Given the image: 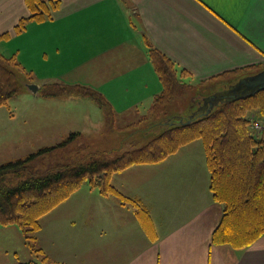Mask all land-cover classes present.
Instances as JSON below:
<instances>
[{
    "label": "crops",
    "instance_id": "0c3cea01",
    "mask_svg": "<svg viewBox=\"0 0 264 264\" xmlns=\"http://www.w3.org/2000/svg\"><path fill=\"white\" fill-rule=\"evenodd\" d=\"M52 1L49 16L27 20L16 32L30 13L25 0H0V34L8 33L0 51L37 68L39 87L61 82L96 89L118 119L148 113L163 89L149 46L196 84L232 81L219 75L233 70L236 82L264 67V0ZM60 97L55 110L70 108L73 99L97 109L73 94L48 98ZM98 109L101 125L104 109ZM73 131L83 135L68 134ZM195 140L160 161L113 172L115 195L87 184L98 196L80 199L83 182L40 217L32 244L18 225H0V264H264V233L239 245L217 232L223 204L213 197L204 145Z\"/></svg>",
    "mask_w": 264,
    "mask_h": 264
},
{
    "label": "trees",
    "instance_id": "16d2710c",
    "mask_svg": "<svg viewBox=\"0 0 264 264\" xmlns=\"http://www.w3.org/2000/svg\"><path fill=\"white\" fill-rule=\"evenodd\" d=\"M50 2L25 0L30 14L19 19L15 31H20L29 19H43L49 12ZM7 36V32L0 34V38ZM149 55L163 85L162 91L153 99L150 113L163 117L167 101L180 83L178 70L158 49L149 46ZM23 73L28 72L14 55L6 56L0 51V105H6L9 98L18 93ZM237 73V70L227 71L219 77L229 78ZM234 81L224 83L215 92L226 89ZM38 92L44 96L74 94L93 100L103 109L109 107L99 91L83 84L47 83L40 86ZM253 99L264 111V89L241 99L219 101L209 111V105L197 111L199 117H193L189 123L167 122L165 130L147 138L141 145L133 143L125 148L122 142L121 149H114L118 151L114 156H110L108 150H97L76 159L41 162L81 138L80 132L73 131L59 143L41 147L24 158L3 162L0 164V224L18 225L32 244L40 217L86 180L102 195H115L118 192L109 182L113 172L133 164L160 161L180 146L201 139L210 172V189L224 209L225 221L217 232L235 244L251 243L264 233V134H253L248 125L249 118L245 116L247 101ZM146 217L139 212L141 220ZM241 217L244 219L239 222ZM241 223V228L237 229Z\"/></svg>",
    "mask_w": 264,
    "mask_h": 264
},
{
    "label": "rangeland",
    "instance_id": "374dc122",
    "mask_svg": "<svg viewBox=\"0 0 264 264\" xmlns=\"http://www.w3.org/2000/svg\"><path fill=\"white\" fill-rule=\"evenodd\" d=\"M50 1V5H48L49 12L56 5L54 1ZM49 12L45 14L44 18L49 16ZM10 46L16 47V41L11 42ZM15 58L17 59L16 56ZM22 66L25 68L24 65ZM262 68L263 66L250 72L253 74ZM25 70L28 73H23L21 78L22 86L18 93L10 97L6 105H0V164L9 160L24 158L41 147L59 143L68 135L70 130H79L83 135L74 141L72 145H68L64 151L51 154L44 161L41 160V162L76 159L80 155L85 156L89 152L97 150H108L109 154H111L110 156H114V153L118 152L114 149H121L123 147L121 146L122 142L125 143V148L133 143L141 145L147 138L165 130L168 127L167 122L178 123L180 119L184 121L193 113L195 114L193 116L194 119L198 118L197 110L203 103V98L223 87V82L215 80L199 84L192 83L187 78H184L181 72L177 71L180 83L176 87L175 94L167 101L166 114L163 117L152 116L149 110L148 113L139 114L133 112L129 116L118 119L114 117L113 112L109 108H105L103 110L104 122L101 121V125H99L101 110L98 109L100 107L96 102V111L89 101H78V99L67 102L66 106H70V108H63L62 111L55 110L54 104L60 103L59 106H62L61 101L64 97H60L58 102H55L54 99L48 98L52 96H44L38 90L34 92L29 88L28 84L40 83V74L37 73V68L35 67L32 68V71L27 68ZM229 78L234 80L231 76ZM229 78L226 77L223 80ZM228 82L226 81L225 83L227 84ZM47 83L42 84V86L47 85ZM57 84L66 85L61 82ZM255 101L256 99L247 101L248 109L245 112V116L249 118L248 125L251 132L256 134V136H262L264 134V111L261 110L260 106L255 105ZM56 113L57 118L53 115ZM66 125H70V127H66ZM80 139L84 143H80ZM195 142L201 144L202 140L196 139ZM36 163H39V160ZM83 184L80 187L78 198L95 200L98 196L97 191L95 190V192L93 191L94 194H90L87 192V184L91 186L89 182L86 180ZM243 219L244 217H241L239 222ZM242 223L240 226L237 225V229L241 228Z\"/></svg>",
    "mask_w": 264,
    "mask_h": 264
},
{
    "label": "water",
    "instance_id": "95a60500",
    "mask_svg": "<svg viewBox=\"0 0 264 264\" xmlns=\"http://www.w3.org/2000/svg\"><path fill=\"white\" fill-rule=\"evenodd\" d=\"M34 92L38 90L39 86L37 84H28ZM264 89V67L259 71L240 77L236 82L229 85L226 89L214 92L203 98V103L198 107V110L205 108L207 105V111L215 103L221 101H231L244 98L249 95ZM195 114H191L186 120L180 119V123H189Z\"/></svg>",
    "mask_w": 264,
    "mask_h": 264
},
{
    "label": "flooded vegetation",
    "instance_id": "af4514ba",
    "mask_svg": "<svg viewBox=\"0 0 264 264\" xmlns=\"http://www.w3.org/2000/svg\"><path fill=\"white\" fill-rule=\"evenodd\" d=\"M233 84V83H232ZM227 88V87H226ZM225 89V88H224Z\"/></svg>",
    "mask_w": 264,
    "mask_h": 264
}]
</instances>
